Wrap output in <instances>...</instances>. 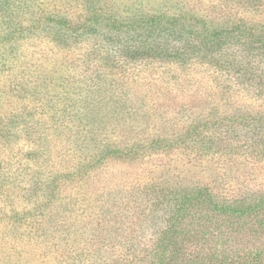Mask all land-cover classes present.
Returning <instances> with one entry per match:
<instances>
[{"label": "rangeland", "instance_id": "1", "mask_svg": "<svg viewBox=\"0 0 264 264\" xmlns=\"http://www.w3.org/2000/svg\"><path fill=\"white\" fill-rule=\"evenodd\" d=\"M7 7L25 30L0 45V264H144L184 190L264 193V156L250 145L264 129V0H0ZM95 9L192 14L233 33L213 57L196 54L189 19L105 30L89 25ZM199 211L178 231L200 230ZM257 221L206 223L208 243H185L172 264L264 258Z\"/></svg>", "mask_w": 264, "mask_h": 264}, {"label": "trees", "instance_id": "2", "mask_svg": "<svg viewBox=\"0 0 264 264\" xmlns=\"http://www.w3.org/2000/svg\"><path fill=\"white\" fill-rule=\"evenodd\" d=\"M10 3V2H9ZM3 4V3H2ZM94 6V4H93ZM6 9L2 10L0 13V23L7 25L3 28L2 23L0 24V45H3L5 41L7 40H14L20 35L19 33L24 31L25 28L17 27L18 25L15 23L16 19L13 18V9ZM11 12V13H10ZM104 10H98L95 9L93 12H91L93 17H91L89 25H103V29L107 30L109 29H117L120 27H124L125 20H134L132 24L134 26H141L145 30L154 29V27L160 26L159 29L162 30H171V29H178L180 28V25L182 23H187L185 20L192 21L189 24V33L188 35H194L195 33L198 34L202 39V44L195 46L196 54H200L204 51H207V53L213 57L217 55V51L219 46L222 45V42L220 41L222 39L221 36L226 35L230 32L228 28L224 27H213L211 30L208 28L209 24L207 22V19L205 18H199L197 19L194 15L188 14V17H185L184 20L180 19L181 17H172L170 18L168 15L167 10L163 12V14H152L150 16L140 14V16H134L132 18H129L127 15H116L108 12L107 14L103 13ZM126 14H129V12H125ZM108 19H107V17ZM6 18L8 19L6 21ZM108 20V22H107ZM63 23L68 25L67 18L62 19ZM105 21V22H103ZM127 21V22H128ZM102 22V23H101ZM192 24V25H191ZM185 27L181 28L179 30L180 33L185 32ZM16 29V31L13 32L12 30ZM251 29V28H250ZM249 29V30H250ZM155 32L154 30H152ZM151 31V32H152ZM252 30H250V33ZM118 32V31H117ZM250 35V34H249ZM7 37V38H6ZM262 45H264V36L262 40H260ZM191 49L188 48L187 51ZM216 49V50H215ZM137 50V49H136ZM134 51L133 49H129L128 52ZM139 51V50H138ZM186 52V51H185ZM135 53V51H134ZM247 119V117H246ZM261 122L264 124V116H262ZM194 131H191L190 134H197L200 130L199 128L194 125ZM258 139H254L255 141L253 144L250 145L255 148H258V154L262 157L264 156V129L260 130L258 132ZM109 149L104 148L101 150V157L106 156ZM112 151V150H111ZM113 153V152H111ZM98 157H100L98 155ZM177 194L179 191L176 192ZM198 206L200 211L198 214V220L204 225L200 230L190 231V232H179L178 231V221L184 216L186 211L191 206ZM38 206L34 212L38 211ZM29 211V210H27ZM17 215V221L21 222L22 216L20 212L15 210L13 212ZM32 213L29 211L26 214ZM174 217L172 222L162 230V233L157 239L156 246L153 249V254L151 258L148 256L144 257V264H172L174 261H180L183 260L186 252L184 245L185 243H188L190 241L193 242H201L205 241L208 243L210 234L208 230L205 229L206 223H216V228L219 229L222 226H233L237 222H241L243 219L246 220L247 218L252 219H258L259 228L264 229V193H261L260 195L246 198H236L233 200H230L229 198H222L219 195H216L213 191H211L209 188L200 189L196 188L192 191L186 192L185 190L180 193L179 199L177 200V203L174 208ZM205 229V230H204ZM170 250V253H168ZM263 251H256L254 253H246L238 257V259L233 258L230 260L224 259L222 263V258L216 256L213 254V256L210 258V260L214 261L217 260L218 263L216 264H264V258L262 257ZM199 257H201L199 255ZM205 264H210L209 262H206Z\"/></svg>", "mask_w": 264, "mask_h": 264}]
</instances>
